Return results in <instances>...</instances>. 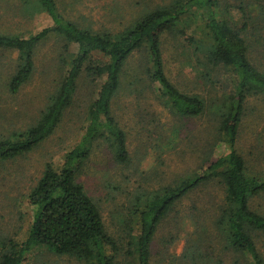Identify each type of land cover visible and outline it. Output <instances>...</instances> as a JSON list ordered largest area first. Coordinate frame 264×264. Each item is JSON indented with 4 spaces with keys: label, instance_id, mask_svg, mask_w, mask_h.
I'll return each instance as SVG.
<instances>
[{
    "label": "rangeland",
    "instance_id": "obj_1",
    "mask_svg": "<svg viewBox=\"0 0 264 264\" xmlns=\"http://www.w3.org/2000/svg\"><path fill=\"white\" fill-rule=\"evenodd\" d=\"M174 1L56 3L60 15L81 27L117 32L138 21L145 12ZM235 1L220 0L223 4ZM231 11L240 24L238 9ZM52 23L35 0H0V34L28 37ZM254 23V29L245 33L250 47L248 55L264 72V14L256 17ZM62 44L56 33L46 35L35 49L30 79L16 93L9 92L6 82L14 72L18 52L0 48V138L38 121L68 68L70 56L63 52ZM210 44L208 29L197 14L185 15L161 38L162 60L169 81L180 91L198 95L203 101V111L196 117L180 116L167 105L158 83L151 82L147 75L150 62L146 47L130 55L112 99V112L125 133L130 161L126 165L116 162L107 142L98 138L77 175L98 205L106 230L119 242L118 264H137L126 253L127 240L139 232V217L132 206L134 197L144 192L145 199L164 186H174L201 174L227 150L218 126L220 113L227 109L223 102L233 94L235 77L227 68L208 64L202 49ZM70 51L76 52L75 45ZM101 82L102 79L92 81L82 73L54 133L28 153L0 162V237L11 236L17 241L25 237L32 214L27 194L46 162L59 167L67 151L80 140L88 108ZM235 147L245 160L247 171L264 179L263 95H252L244 103ZM224 196L220 180L213 178L179 199L156 228L150 244V264H193L191 257L196 264H247L241 253L223 248L224 240L216 230ZM250 206L264 215V192L252 197ZM257 234L255 242L264 257V233ZM25 264L82 263L41 247L27 254Z\"/></svg>",
    "mask_w": 264,
    "mask_h": 264
},
{
    "label": "trees",
    "instance_id": "obj_2",
    "mask_svg": "<svg viewBox=\"0 0 264 264\" xmlns=\"http://www.w3.org/2000/svg\"><path fill=\"white\" fill-rule=\"evenodd\" d=\"M35 2L53 25L28 37L0 34V48L18 52L14 72L6 82L9 92L16 93L30 79L35 49L49 32L59 36L62 50L70 59L38 121L0 138V162L28 153L54 133L82 73L92 81L102 79V82L88 108L87 124L80 140L67 151L59 167L46 162L27 194L32 214L25 237L19 241L11 236L0 237V264H25L27 254L41 247L82 264H118L119 242L106 230L98 205L77 175L98 138L107 142L116 162L129 163L125 133L113 115L112 99L127 60L143 47L147 48L150 62L147 75L151 82L158 83L167 105L184 117L202 113V99L176 88L166 76L162 60L163 34L189 14H197L208 29L211 44L202 49L208 64L227 68L235 77L233 94L223 102L227 109L220 113L218 126L227 150L201 174L174 186H164L145 199L144 192L134 197L132 206L139 217V232L127 240L126 253L137 264H150V244L167 211L202 182L218 178L225 196L215 223L224 240L223 248L241 253L247 264H264L255 242L257 233H264V215L250 206L252 197L264 192V179L247 171L245 160L235 147L244 103L252 95L264 96V72L251 62L245 38V33L255 27L254 19L264 14V0H236L234 4H223L220 0H176L145 12L138 21L117 32H98L65 19L58 12L56 0ZM234 7L242 17L240 24L235 22L231 11ZM72 45L76 47L75 53L70 51ZM191 259L196 264L194 257Z\"/></svg>",
    "mask_w": 264,
    "mask_h": 264
}]
</instances>
